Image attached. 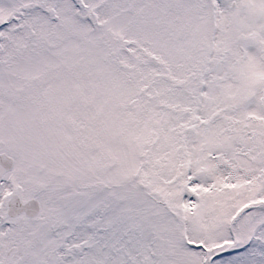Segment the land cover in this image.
Segmentation results:
<instances>
[{"label": "snow or ice", "instance_id": "snow-or-ice-1", "mask_svg": "<svg viewBox=\"0 0 264 264\" xmlns=\"http://www.w3.org/2000/svg\"><path fill=\"white\" fill-rule=\"evenodd\" d=\"M0 264H264V0H0Z\"/></svg>", "mask_w": 264, "mask_h": 264}]
</instances>
